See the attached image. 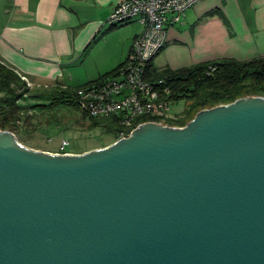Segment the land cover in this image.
<instances>
[{"label": "water", "instance_id": "water-1", "mask_svg": "<svg viewBox=\"0 0 264 264\" xmlns=\"http://www.w3.org/2000/svg\"><path fill=\"white\" fill-rule=\"evenodd\" d=\"M0 264H264V97L83 154L0 130Z\"/></svg>", "mask_w": 264, "mask_h": 264}, {"label": "crops", "instance_id": "crops-1", "mask_svg": "<svg viewBox=\"0 0 264 264\" xmlns=\"http://www.w3.org/2000/svg\"><path fill=\"white\" fill-rule=\"evenodd\" d=\"M120 1L0 0V61L32 89L34 83L68 88L64 82H73L70 69L85 67L89 54L106 45L111 46L107 61L83 71L84 84L71 88L114 74L144 30L137 22L108 23ZM258 57H264V0H204L181 24L168 28L166 46L150 65L161 73Z\"/></svg>", "mask_w": 264, "mask_h": 264}, {"label": "built area", "instance_id": "built-area-1", "mask_svg": "<svg viewBox=\"0 0 264 264\" xmlns=\"http://www.w3.org/2000/svg\"><path fill=\"white\" fill-rule=\"evenodd\" d=\"M202 1L121 0L114 9L108 20L110 25L137 22L144 30L135 38L127 61L104 80L79 88L76 98L87 117L113 118L117 141L148 123L182 128L167 123L173 119L170 111L174 103L168 77L149 80L147 69L166 46L168 28L181 24L186 13ZM213 71L210 66L208 72ZM68 145L64 141L57 154H70L66 151Z\"/></svg>", "mask_w": 264, "mask_h": 264}, {"label": "trees", "instance_id": "trees-1", "mask_svg": "<svg viewBox=\"0 0 264 264\" xmlns=\"http://www.w3.org/2000/svg\"><path fill=\"white\" fill-rule=\"evenodd\" d=\"M210 66L214 68L211 73L208 72ZM147 70L151 75H148L149 80L168 77V86L172 90V100L177 102L180 99H190L192 102L191 110L194 109L196 114L205 109L234 103L248 96L264 97V57L248 61L226 59L221 62H209L178 71L167 69L161 73H156L149 65ZM79 88L58 86L49 95L51 106L77 105L76 95ZM37 93L34 96V89L27 87L14 70L0 61L1 131H10L16 134L23 124H27L31 109L34 108L29 107L25 102L29 98L45 96L42 93ZM191 110H188L187 113H190ZM96 121L95 124L99 125ZM169 124L175 126L173 123ZM184 125L180 124L179 126ZM105 128L114 133V128Z\"/></svg>", "mask_w": 264, "mask_h": 264}, {"label": "rangeland", "instance_id": "rangeland-1", "mask_svg": "<svg viewBox=\"0 0 264 264\" xmlns=\"http://www.w3.org/2000/svg\"><path fill=\"white\" fill-rule=\"evenodd\" d=\"M110 53L111 46L101 45L99 52L89 54L85 67L84 65L83 67L80 65L70 69L69 77H72L73 82L64 83H67L70 87L84 84L82 83L85 77L83 71L90 73L92 70H95L99 65L107 61L106 59ZM108 76V74L102 75L92 84L98 83ZM58 86L61 85L59 83H34V96L38 94L37 92L45 96L41 98H29L25 102L29 107L31 106L34 109H31L27 124H23L18 133H14L22 145L30 149L57 154L60 151L62 143L67 141L69 143L66 149L67 152L72 151L77 154H83L92 150L109 147L116 143L115 135L105 128H114L115 131L112 117L95 119L99 123L97 125L95 124V120L87 117L78 105L60 104L52 107L49 95ZM191 106L192 102L190 99H180L174 102L170 111L173 119L167 121V123H173L175 126L185 124L184 126H179L184 128L197 115L194 109L191 110ZM188 110H191L190 113H187Z\"/></svg>", "mask_w": 264, "mask_h": 264}]
</instances>
